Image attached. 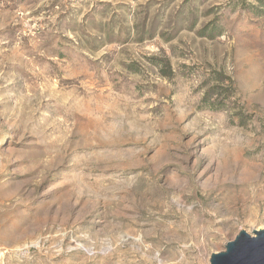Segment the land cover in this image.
I'll use <instances>...</instances> for the list:
<instances>
[{
	"label": "rangeland",
	"instance_id": "374dc122",
	"mask_svg": "<svg viewBox=\"0 0 264 264\" xmlns=\"http://www.w3.org/2000/svg\"><path fill=\"white\" fill-rule=\"evenodd\" d=\"M241 230L264 0H0V264H209Z\"/></svg>",
	"mask_w": 264,
	"mask_h": 264
},
{
	"label": "water",
	"instance_id": "95a60500",
	"mask_svg": "<svg viewBox=\"0 0 264 264\" xmlns=\"http://www.w3.org/2000/svg\"><path fill=\"white\" fill-rule=\"evenodd\" d=\"M209 264H264V230H241L222 252L210 255Z\"/></svg>",
	"mask_w": 264,
	"mask_h": 264
},
{
	"label": "trees",
	"instance_id": "16d2710c",
	"mask_svg": "<svg viewBox=\"0 0 264 264\" xmlns=\"http://www.w3.org/2000/svg\"><path fill=\"white\" fill-rule=\"evenodd\" d=\"M257 11H260V10H257Z\"/></svg>",
	"mask_w": 264,
	"mask_h": 264
}]
</instances>
